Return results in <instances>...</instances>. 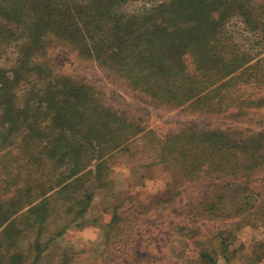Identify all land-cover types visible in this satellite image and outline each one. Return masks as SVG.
Here are the masks:
<instances>
[{"label":"trees","instance_id":"1","mask_svg":"<svg viewBox=\"0 0 264 264\" xmlns=\"http://www.w3.org/2000/svg\"><path fill=\"white\" fill-rule=\"evenodd\" d=\"M56 47L160 107L230 125L158 135L108 106L86 78L58 71ZM261 111L264 0H0V264H27L31 254L40 262L53 241L43 238L55 205L84 217L110 183L113 156L137 141L151 154L149 166L182 174L185 192L216 183L176 225L171 259L194 249L199 264L228 260L238 233L264 224ZM229 191L243 197L234 210ZM221 216L230 225L209 238L205 222ZM119 221L115 208L107 228ZM31 233L28 257L20 243ZM60 264L71 258L63 253Z\"/></svg>","mask_w":264,"mask_h":264},{"label":"rangeland","instance_id":"2","mask_svg":"<svg viewBox=\"0 0 264 264\" xmlns=\"http://www.w3.org/2000/svg\"><path fill=\"white\" fill-rule=\"evenodd\" d=\"M50 56L58 71L86 78L102 91L108 106L142 121L158 135L230 125L220 117L192 113L186 108L160 107L150 98L127 89L95 62L80 60L63 48L56 47ZM254 91L248 89L249 94ZM259 115L264 116V111ZM141 145V141L134 142L131 152H118L113 156L110 183L97 192L84 217L67 214L68 205L63 201L55 205V214L43 238L44 242L53 241L40 262H35L30 253L33 233L20 243L22 252L27 253L26 256L31 254L27 264H60L63 253L71 258V264H199L194 249L187 258L171 259L173 247H177L175 227L187 222V211L197 209L216 183L191 184L185 192L182 174L175 169L165 171L161 166H149L151 154L148 150L142 151ZM242 198L227 192L229 210L238 207ZM257 198L264 212V189H257ZM115 208L122 223L119 221L109 230L107 225ZM261 217L264 218V213ZM229 222L226 216H221L205 222L203 230L210 238L230 225ZM109 231L110 238L106 242ZM237 238L230 248L229 259L219 256L218 264H264V224L255 221L254 226L243 228Z\"/></svg>","mask_w":264,"mask_h":264}]
</instances>
